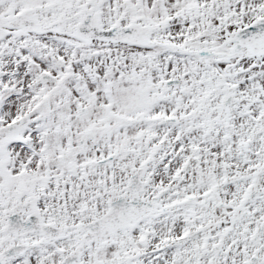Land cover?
Masks as SVG:
<instances>
[{
    "label": "snow or ice",
    "instance_id": "6c2138e0",
    "mask_svg": "<svg viewBox=\"0 0 264 264\" xmlns=\"http://www.w3.org/2000/svg\"><path fill=\"white\" fill-rule=\"evenodd\" d=\"M0 264H264V0H0Z\"/></svg>",
    "mask_w": 264,
    "mask_h": 264
}]
</instances>
